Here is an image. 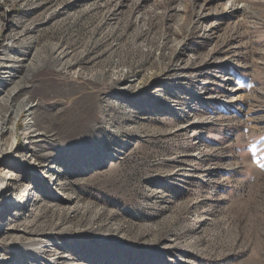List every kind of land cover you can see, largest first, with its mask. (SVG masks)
I'll list each match as a JSON object with an SVG mask.
<instances>
[{"label": "rangeland", "instance_id": "1", "mask_svg": "<svg viewBox=\"0 0 264 264\" xmlns=\"http://www.w3.org/2000/svg\"><path fill=\"white\" fill-rule=\"evenodd\" d=\"M9 24L80 59L14 98L6 264H264V0H0V58Z\"/></svg>", "mask_w": 264, "mask_h": 264}, {"label": "bare ground", "instance_id": "2", "mask_svg": "<svg viewBox=\"0 0 264 264\" xmlns=\"http://www.w3.org/2000/svg\"><path fill=\"white\" fill-rule=\"evenodd\" d=\"M31 31L32 28L29 25H25V26L22 25L20 26L19 31H15L10 27L9 24L6 28V33L3 35L4 40L6 39L11 40V44L9 45L11 52L15 56H22V57L17 58L14 56L13 57L8 56L6 58H0V163H2V161L4 160L3 157H5L7 152H10L12 148V145L10 144L6 145L3 142V139L5 136L9 134L14 135V129H15L14 127L17 126L20 117H24L23 119L24 131L26 138L30 140L28 142L29 144H34L37 141H41L39 140V138L43 136L42 133H34L33 130V128H35L36 126V114L34 109L35 105L28 104L26 99H21L19 101L14 102V98L18 95L19 92H21L24 88L27 87V84L30 81H33L34 77L38 73V70L41 66L43 67L49 65L53 61L60 63L59 67L61 69L62 68L68 69L73 67L75 64H77L78 60L80 59L79 56L78 57L73 56L72 58H70L73 59V61L67 59L69 52H65V50L60 49L59 47L35 48L37 41L36 37L35 36L27 37L31 33ZM6 46L8 45L6 44ZM55 50L60 51V53L62 54L60 58H55L52 56V53ZM13 72H14L13 75H9L10 73ZM3 147H5L6 149H4ZM8 181H11V176L8 177ZM3 192L4 190L1 189L0 195ZM27 203H28V198L23 201V205L21 206L22 209L21 211L23 212L26 211V209L28 208ZM17 204L19 203L17 202ZM15 205L12 202L0 201V206H2V208H4V206H10L14 208ZM3 212L6 213V210L1 211L0 215ZM20 216L21 214L18 216V218ZM17 228H18L17 225H12L7 229L16 230ZM29 233L31 234L32 231H29ZM4 237L5 235L3 236V238H0V249H2L3 246L4 247L8 246L9 244V242L7 241L8 237L6 238ZM0 258H1L0 259L1 264H6L9 261H11V259H6L3 256H0Z\"/></svg>", "mask_w": 264, "mask_h": 264}]
</instances>
